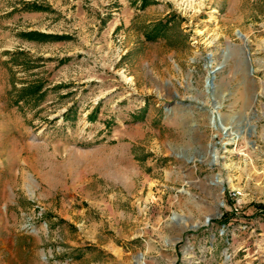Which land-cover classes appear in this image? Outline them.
I'll return each mask as SVG.
<instances>
[{"label":"rangeland","instance_id":"rangeland-1","mask_svg":"<svg viewBox=\"0 0 264 264\" xmlns=\"http://www.w3.org/2000/svg\"><path fill=\"white\" fill-rule=\"evenodd\" d=\"M141 5L0 0V264H264V0Z\"/></svg>","mask_w":264,"mask_h":264},{"label":"trees","instance_id":"trees-1","mask_svg":"<svg viewBox=\"0 0 264 264\" xmlns=\"http://www.w3.org/2000/svg\"><path fill=\"white\" fill-rule=\"evenodd\" d=\"M153 0H141L142 2V7H146L148 4H150ZM158 34V32H157ZM23 36L29 40H34V41H47V40H60L63 38H67V35H56V34H49V33H44L40 32L37 30L29 31L23 33ZM157 35H152L149 36L150 39L156 38ZM42 87L43 84L40 81L30 83L27 87H24L20 90V94L18 97V100H24L26 103L32 104L34 107L39 105L41 102L44 92H42ZM73 112V107H70L67 109V111L64 113V118L66 120L73 119L75 115H72ZM90 119L95 118V113L94 111L90 113L89 115Z\"/></svg>","mask_w":264,"mask_h":264},{"label":"water","instance_id":"water-1","mask_svg":"<svg viewBox=\"0 0 264 264\" xmlns=\"http://www.w3.org/2000/svg\"><path fill=\"white\" fill-rule=\"evenodd\" d=\"M240 35L244 37V35L242 33H240ZM245 61L246 62H249L250 61V56H249V52L248 51H245ZM250 70L252 71V66H250ZM214 72H215V69L214 70H211V72H210L212 74V77H210L208 79L209 86L212 85V80H213V77H214ZM218 107H219L218 105H214V108H218ZM212 115L215 117V115L213 114V112H212ZM220 205H223V202H221ZM211 218H212V215L206 216L204 223H208ZM200 224H201L200 222H197L195 224H191L190 227L191 228H197Z\"/></svg>","mask_w":264,"mask_h":264},{"label":"bare ground","instance_id":"bare-ground-1","mask_svg":"<svg viewBox=\"0 0 264 264\" xmlns=\"http://www.w3.org/2000/svg\"><path fill=\"white\" fill-rule=\"evenodd\" d=\"M215 182H217V183H220L221 181H220V179H218L217 181H215Z\"/></svg>","mask_w":264,"mask_h":264}]
</instances>
